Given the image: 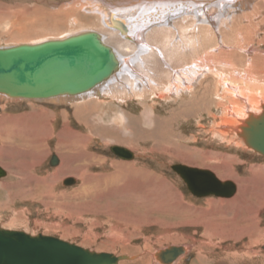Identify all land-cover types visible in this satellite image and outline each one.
Here are the masks:
<instances>
[{
    "label": "rangeland",
    "instance_id": "rangeland-1",
    "mask_svg": "<svg viewBox=\"0 0 264 264\" xmlns=\"http://www.w3.org/2000/svg\"><path fill=\"white\" fill-rule=\"evenodd\" d=\"M96 2L109 4L113 10L117 8L126 10V14L124 12L123 14L125 16L132 15L130 20H134L133 29L140 28L141 39L135 38L125 49L123 47L118 49L110 40L111 34H107V32H115L117 29L114 30L108 25L103 27L99 19H102L104 15L99 17L98 13H89L87 10L88 4ZM184 3L195 8V11L199 12V18H196V12L188 15L177 14V9ZM144 5H153L154 8H151L149 13L162 15L163 19L155 25H144L146 22L142 21L143 11L141 9L136 11V8ZM166 5L174 7H172L171 15L161 10ZM221 5H224V8H218ZM209 11H211L210 14L206 15ZM205 15L210 16L209 18L212 20H217L213 26L211 25V29L210 25L205 24V20L208 19L204 17ZM71 18L76 20L74 19L73 22ZM197 27L203 30L205 27L217 32V34L209 32L205 37L206 46L203 45L205 47L202 50L199 49L202 40ZM88 29L101 34L103 41L116 50L117 53L114 52L120 60H128L130 68L121 64L120 72L92 95L68 97L69 99H65L66 101L63 97L39 102L0 101V123L2 121L3 127H7L6 124L12 122L23 126L36 125V127H42L38 130L45 134L51 130L55 135L63 133L62 141L66 142L68 135L63 123L66 122L69 129L78 131L80 127L72 113L75 109L82 108L81 110H84L85 108L90 111L89 120L92 126L95 125L94 128H98L96 129L98 131L102 130L104 137L106 136L105 139L109 138L104 142L92 139L85 151L87 156V152H90L105 159L104 167L98 165L88 167L92 177L95 174L96 178L100 177V181L96 178L93 179L89 186V191H91L87 195L80 196L78 192L74 191L80 188L81 182L80 179L73 176V173L57 176L53 180L54 184L49 186V180L53 178L51 168L59 166V164L54 166L50 164L53 155H56L55 140L47 142L50 146L47 155L42 152L34 159L23 157V155L22 157L15 156L12 159L0 149L2 155L0 160L6 164L5 169L8 166L10 169L6 175L5 169L0 164L4 170L0 175V178L2 177L0 179L2 184L0 186V227L7 230L23 231L31 235L42 234L56 237L95 252L137 257L134 261L121 264H155L154 255H158L162 251L169 253L176 249V246L181 248L187 246L188 251H184L185 257L182 264H201V261L199 262L201 256H198L200 253L208 259L204 257L205 261H202L206 264H229L224 260L223 254L225 248L232 243L230 241L223 242L224 240L220 239L221 236L219 238L214 236L213 240H207L209 235H205L204 228L198 222H201L202 215L206 214L208 217L203 220L221 226L228 220L227 207L224 205V208L221 209L222 212L211 215L212 210L215 211L220 204L214 203L209 206L207 201L209 199H231V197L196 198L171 167L190 163L187 166L210 171L213 168L224 174L225 177L236 178V182L233 179L232 181L238 187L246 188L248 186L249 190H245L248 195L245 197H249V200L252 199L250 201L252 203L249 200L248 202L249 206L251 205L249 209L253 210L255 207L252 205L256 206L257 200L250 196L259 193V190H264V158L253 152L246 153L247 150L241 147L242 144L237 138L232 139L229 134L228 137H223L222 135L227 132L222 133L218 130V125L225 120L227 109L231 105L236 109L238 103L240 108L244 106L243 103L236 101L224 91L225 89L219 85V82H222L221 79L213 78L212 75L207 77L204 75L202 77L205 78H197L195 83L197 85L191 86L183 81V78H177L174 81L178 87L181 86V89L185 86L188 87V93L181 92L172 96L173 93H169L168 89L174 82L173 73L179 75L182 69H179L180 67L184 66L189 69L194 65V62L200 65L209 63L208 60L204 61V59H208L209 55H213L208 51L221 50L226 47L230 52L226 51L228 56L223 55V57L228 59L233 66L223 67L214 63L216 60H222L220 55L212 56L213 64L207 65L211 68L214 65V68L221 69L222 76L224 74L222 80L233 81L243 87L245 78H242L241 75L247 69L244 66L245 61L248 57L254 59L255 72L257 73L256 82L264 89V0H175V2L174 0H0V47L61 39L79 32H86ZM158 29H161L160 32L163 34L159 32L160 35H156ZM206 29L205 31H207ZM237 32L240 39L237 38ZM219 33H223V35H219ZM216 39L219 42L216 43ZM221 39L226 43L224 41L222 43ZM137 45L139 48L136 47ZM170 48L174 50L173 53L179 51L180 54L189 57L186 56L185 61L172 60ZM251 48H258L260 51L245 53V51H252ZM150 49L152 55H147L146 53ZM166 50H168V58H166ZM136 54L147 55L143 57L145 65L140 66L137 63L140 60ZM153 58L162 69L158 74L156 69L153 73L146 71V64ZM168 64H171V67ZM169 69L172 71L170 76ZM239 73L240 77L237 75ZM121 75L128 79L121 80ZM112 84L118 87L109 93L107 88ZM120 86L122 88H119ZM162 86L165 89H161ZM144 111H150L152 122L149 124L147 119H143L144 123L140 119L141 116H144ZM37 112L38 117L34 118ZM119 113H122L126 118L137 120H135L136 124L127 120L128 129L135 128V132L131 130L128 139H125L124 134L122 135L120 132V125L113 122ZM222 114L224 115L222 116ZM10 116L14 119H9ZM22 116H26V118ZM217 122L219 123L217 124ZM213 126L215 127L213 128ZM215 129H217V133H215ZM137 132L140 133L139 136H143L142 139L136 135ZM111 137H114L115 140L110 139ZM128 141L130 144L127 143ZM0 144L2 143L0 142ZM228 144L232 147L229 148ZM112 147L128 149L134 157L131 159L118 157L111 152ZM61 149L63 148H56V150ZM38 160L40 161L38 167L30 166L29 163L35 164ZM121 161L131 163V165L130 168L123 170L125 172L122 182L114 185L111 181V172L113 174L116 171L113 167ZM224 162L228 163L229 167L227 166V168H231L230 172L226 171ZM21 171H23L22 174ZM227 172L232 175H228ZM257 172L258 174H253ZM256 177L260 179H256ZM34 178H43L45 182L43 185L37 184ZM70 179L72 182L69 185L66 184ZM221 179L227 180L224 177ZM73 180L76 182L74 183ZM259 184H261L260 187ZM136 190L137 192H134ZM167 201L168 204H172L169 205L170 208L167 207ZM177 202L185 205L181 206ZM175 203L178 206H174ZM238 206L235 204V207L231 206L229 209L237 212ZM238 218L237 225L242 220L241 217ZM257 220L259 228L253 231V239L258 242L254 243L251 249L256 252L257 262L260 261V264H264V251L262 250L264 245V205L259 210ZM193 223H197L198 226ZM243 240L236 245L235 250L243 247L242 244H246L248 238ZM207 242L210 245H207ZM181 254L173 257L169 263L164 260L161 262L173 264ZM164 258H170V255Z\"/></svg>",
    "mask_w": 264,
    "mask_h": 264
},
{
    "label": "bare ground",
    "instance_id": "bare-ground-1",
    "mask_svg": "<svg viewBox=\"0 0 264 264\" xmlns=\"http://www.w3.org/2000/svg\"><path fill=\"white\" fill-rule=\"evenodd\" d=\"M180 1V0H179ZM103 2V1H102ZM175 2V0H174ZM182 2V1H181ZM107 3V1H106ZM151 3V2H149ZM158 4V3H157ZM176 4V3H175ZM88 12L89 13H92V12H96L98 13L97 15L100 17L101 15L103 16V18L99 19V22L101 21V23L103 24V27H106L107 25L116 30L115 32H107V34H111V41L113 42L114 45L117 46L118 49L120 48H126L127 45L129 46L131 43L130 41L132 42L133 39H138L140 40V36H141V31H139V24H137L138 28L136 29H133L134 27V20H130L131 16H125L124 14H126V10H122L120 8H117V9H112L113 7L110 6L109 4H103V3H91L88 4ZM155 5V4H154ZM182 6H180V8L177 9V14H180V13H184L183 15H188L189 13H194L196 12L195 8L193 9V7H191L189 4H181ZM194 5V4H193ZM192 5V6H193ZM199 5V4H198ZM195 6V5H194ZM217 6V5H216ZM172 7L173 6H169V5H166V6H163L161 8V10L164 11V13H173L172 12ZM197 7V6H196ZM129 8H132L133 10L135 8L133 7H129ZM151 8H154L153 5H144V6H139L138 8H136V11H138L139 9H141L143 12V20L142 21H145L146 24L144 23V25L148 26L150 24L152 25H155L157 23H159L158 21L162 20L163 17L162 15H155V14H150L149 13V10ZM156 8V7H155ZM174 8V7H173ZM218 8H224V5H221V6H218ZM180 10V11H179ZM198 10V9H197ZM135 11V12H136ZM124 12V14H123ZM211 11H209L206 15L210 14ZM134 13V12H133ZM159 13V12H158ZM213 13V12H212ZM138 14V13H137ZM150 14V15H149ZM196 14V18H199V12L195 13ZM171 15V14H170ZM173 15V14H172ZM204 16V17H207V16ZM93 16V15H91ZM96 17V16H95ZM210 17V16H209ZM207 17L208 19L205 20V24H208L210 25V29H211V25L213 26L214 23H216L217 20H212V18H209ZM136 18V17H135ZM72 19V18H71ZM75 19V18H74ZM74 19H72L71 21H75ZM134 19V18H133ZM142 19V18H141ZM202 19V18H201ZM219 19V18H218ZM98 20V18H97ZM139 21V19H138ZM141 21V22H142ZM132 22V24H131ZM193 24V23H191ZM115 25V26H114ZM117 25V26H116ZM189 25V24H188ZM114 28H113V27ZM145 26V27H146ZM13 27V26H12ZM126 27H127V30H126ZM142 27V26H140ZM144 27V26H143ZM16 28V27H15ZM116 28V29H115ZM187 28V27H186ZM200 27H197V30H198V33L200 34L201 36V40H202V45L199 47L200 50H202L205 46H206V39L205 37L209 34V32H213V33H216L215 31H212L210 29H206L204 27V30L202 29H199ZM209 28V27H208ZM180 29V28H179ZM205 29L207 31H205ZM136 30V31H134ZM158 34L156 35H160L159 32L161 31V29H158ZM231 30V29H230ZM90 31L89 29L86 30V32ZM18 32V31H17ZM84 32V31H83ZM81 32V33H83ZM122 32V33H121ZM206 32V33H205ZM98 33V32H97ZM163 34V32H160ZM241 33V32H240ZM80 34V32L78 33ZM99 34V33H98ZM223 35V33H219V35ZM77 35V34H75ZM125 35V36H124ZM131 35V36H130ZM237 38H239V35H238V32H237ZM244 35V34H243ZM73 36V35H72ZM100 36L102 37V35L100 34ZM123 36V37H122ZM155 36V35H154ZM162 36V35H161ZM215 36V35H214ZM217 36V35H216ZM70 37V36H68ZM67 38V37H65ZM140 38V39H139ZM223 38V37H222ZM61 39H64V38H61ZM153 39V38H152ZM151 39V40H152ZM49 40H56V39H48V40H43V41H40V42H44V41H49ZM124 40V42H123ZM213 40V39H212ZM222 40V39H221ZM162 41V40H161ZM223 41L225 42V40H222V43ZM219 42L217 41L216 39V43ZM36 43H39V42H36ZM106 45L110 46L109 44H107L106 42H104ZM226 43V42H225ZM229 43V42H228ZM22 44H28V43H20V44H16V45H13V46H18V45H22ZM30 44H35V43H30ZM170 45V44H169ZM205 45V46H203ZM223 45V44H221ZM220 45V46H221ZM219 46V45H217ZM224 46V45H223ZM9 47H12V46H9ZM112 49H114L112 46H110ZM136 47L139 48V46L137 45ZM222 47V46H221ZM0 48H7V47H0ZM149 48V47H147ZM218 48V47H217ZM220 48V47H219ZM223 48V47H222ZM152 49V48H151ZM151 49L148 53H146L147 55H152V52H151ZM168 49V48H167ZM210 49V48H208ZM221 49V48H220ZM247 49V48H246ZM251 50L249 51H245V53H253V52H257V51H260V49L258 48H251ZM149 50V49H148ZM154 50V49H153ZM163 51L165 49H162ZM170 55L173 56L172 57V60H184L185 61V58L186 56L189 57L188 55H183V54H180L179 51L178 53L177 52H174L173 53V49L170 48ZM231 50V49H230ZM114 51L116 52V50L114 49ZM230 52L228 50V48H223L221 50H218V49H215V50H211V51H208L209 54H213V55H209L208 59L206 58V60L204 59V61H207L209 63H203L202 65L200 64H196V62H194V65L193 66H190L189 69H186V67L182 66L180 67L179 69L180 72H179V75L173 73L174 75V78H173V81L176 80L177 78H183V81L187 82V84H190L191 86L192 85H197L195 84L197 82V78H205V77H202V76H208V75H212L214 76L213 78H219L221 79L220 81L222 82H219V85L225 89L224 91L226 93H228V95L232 96L233 98H235L236 101H239L241 103H243V108H240L239 106V103L237 104V109L234 107V106H230V108L227 109L228 113L226 115V118L225 120H223L220 125H218L219 127V131H221L222 133H225L227 132L226 134H221L223 137L226 136L228 137V134L231 136L232 139H235L237 138L239 140V142H241L240 144H242V148L246 149L248 153L250 152H253L255 153L254 151H252L250 148H248L246 146V144L244 143V140L243 138L241 137L242 135V130H241V127H245L246 125V122L250 119V117H253V118H257L259 117L262 113H263V110H264V89L262 86H260L257 82H256V78L255 76L257 75V73L255 72V62H254V59H249V57L246 59V61L249 63L247 64V62L245 61V65L246 66V71H243V74L241 75L242 78H245L244 81H243V87L240 86L239 84H235L233 81H225V80H222L224 78V74L222 76L221 72L222 70L221 69H218V68H214V65H212L213 67L211 68L210 66H208L207 64H210L212 63V56H219L221 57L222 60H219V61H214V63L218 64V65H222L223 67L224 66H229V65H232L230 63V61H228V59H226L225 57H223V55L225 56H228V53L226 52ZM142 52V51H141ZM145 52V51H144ZM166 52V58H168V50L165 51ZM232 52V50H231ZM117 53V52H116ZM233 53V52H232ZM174 54V55H173ZM194 54V53H193ZM146 55V56H147ZM231 55V53H230ZM264 55V53H263ZM145 55H140V54H136V57H138V60H140V62H137L139 63L140 66H143L145 65L144 61H143V57H146ZM198 56V55H197ZM118 57V56H117ZM199 57V56H198ZM254 57V56H253ZM231 58V57H230ZM119 59V63H120V67H121V64H125L126 67L130 68L128 66V60H120ZM149 59V58H148ZM202 59V60H203ZM215 59V58H213ZM227 60V61H225ZM167 61H170L167 59ZM166 61V62H167ZM201 61V60H200ZM199 61V62H200ZM123 62V63H122ZM192 62V61H191ZM158 62L156 61L155 58H153L151 61H149L147 64H146V71L147 72H155V69L157 70V74L160 72L161 67L158 66L159 64H157ZM202 63V62H201ZM172 64V63H171ZM170 64V65H171ZM177 64V63H176ZM213 64V63H212ZM215 64V65H216ZM169 65V64H168ZM169 65V66H170ZM211 65V64H210ZM173 66V65H172ZM233 66V65H232ZM231 66V67H232ZM171 67V66H170ZM221 68V66H219ZM173 68V67H172ZM176 68V67H175ZM177 69V68H176ZM224 69V68H223ZM169 76L172 75V71L171 69H169ZM186 70H189V71H186ZM221 70V71H220ZM118 72H120V68L118 70ZM117 72V73H118ZM130 72H132V70H130ZM168 72V71H166ZM116 73V74H117ZM177 73V72H176ZM115 74V75H116ZM115 75H113L109 80H107L105 83H107L108 81H110ZM239 77H240V73L237 74ZM121 80L122 79H128L127 77H125L124 75H121ZM129 77V76H128ZM257 77V76H256ZM227 78V77H226ZM241 80V79H240ZM199 81V80H198ZM242 81V80H241ZM179 82V81H178ZM238 82V81H237ZM105 83H102L101 85H99L97 87V89H93L92 91H89V92H85V93H82V94H78L76 96H71L70 98L72 97H77V96H80V95H84V94H88V95H92L94 94L95 92L99 91L100 88L102 87L103 84ZM108 86V85H107ZM168 86V85H167ZM191 86H190V89H191ZM118 86H114L113 84L108 86L107 90H109V93L112 92V89L114 91L115 88H117ZM184 87V86H183ZM182 87V88H183ZM119 88H122L121 86ZM118 88V89H119ZM161 89H165L162 87H160ZM104 89V88H102ZM155 89V88H154ZM168 89V88H167ZM227 89V90H226ZM170 90L169 93H173V95H176V94H179L181 92H183V94H186L188 93V87H184L183 89H181V86L180 88L178 87V85L176 84V81H174L173 83L170 84V88L168 89ZM206 90V89H205ZM166 92V91H165ZM108 93V92H107ZM169 95V94H168ZM7 97V96H4V95H0V101H4V102H9V101H13V102H19L21 100H16V99H11V98H3V97ZM92 97V96H90ZM157 97V96H156ZM225 97V96H223ZM62 98V97H60ZM60 98H54V99H49V101H52V100H57V99H60ZM63 99L67 100L69 99L68 97L67 98H64ZM65 100V101H66ZM77 100V99H76ZM84 100V99H83ZM22 101H28V102H39V101H34V100H22ZM44 101H48V100H44ZM61 102V101H59ZM236 103V102H235ZM234 103V104H235ZM196 104V103H195ZM216 106V105H215ZM209 108V107H208ZM82 109V108H81ZM81 109H75V111L72 113L73 114V117L75 118V121L77 122V124L79 125L78 127H80V129L78 131H74L72 129H69L68 127V124H65L63 123V125L65 126L66 130L65 132L67 133L68 135V140L66 142H63L62 139H63V133L61 134H57L55 135L52 130L49 131L47 134L43 133L42 131L38 130L39 128H42V127H39L36 125H27V126H23L22 124H15V122H12V123H8L6 124L7 127H3L4 125L2 124V121L0 123V142L3 144H0V149L2 151H4V153L9 157V158H12L14 159L15 156H20L23 157H27V158H31V159H34V157L36 155H40L42 152H45L46 155L48 154V152L50 151V146L48 145L47 142H49L50 140H55V144H54V147L56 148H63L61 150H56L55 148V154L56 155H53V157L55 158V160H51L50 164L52 166H54L55 164H59L58 167L56 168H51L52 169V179L49 180V186H52L54 184V178H56L57 176H60V175H65V174H68V173H73L75 177H77L78 179H80V182H81V186H79L80 188L79 189H76L77 191H74L75 193L78 192V195H87L90 189V185H91V182L93 181V179L96 178V175L94 174L93 177L90 173V170L88 169V167L90 165H98V166H102L104 167L105 165V159H101L97 156V154H90L88 157L89 159L87 160V154H86V149H88V146L89 144L91 143V140L95 139L96 141H100V142H104V141H107L109 138L107 137V139H105L103 133H102V130L98 131L96 129L98 128H94L92 126V123L90 122L89 120V112L88 110H86L84 108V110H81ZM88 109V108H87ZM223 111V110H222ZM39 112V111H38ZM38 112L35 114L34 118L38 117ZM27 114V113H26ZM154 114V113H153ZM29 115V114H28ZM31 115V114H30ZM29 115V116H30ZM224 114H222L223 116ZM64 116V115H63ZM23 118H26V116H22ZM65 117V116H64ZM142 118L140 119H147L148 121V124L152 122V117L150 115V111H144V116H141ZM6 118V117H5ZM9 119H14L12 116L8 117ZM229 118V119H227ZM144 119V120H145ZM2 120V119H1ZM128 121H131L132 123L135 122L136 119H132V118H126L122 113H119L118 115H116V117L113 119V122H117L120 126H119V130L120 132L122 133V135L124 134V136L126 137L125 139H128V137L130 138V135H131V130H134L135 132V128L132 127V129H128L127 127V124H128ZM144 120H143V123H144ZM35 121V120H34ZM137 121V120H136ZM5 122V121H3ZM7 122V121H6ZM40 122V121H39ZM219 122H217L218 124ZM41 124V123H40ZM133 124H136L133 123ZM140 124V123H139ZM138 124V125H139ZM146 124V123H145ZM43 125V124H42ZM99 126V125H98ZM146 126V125H145ZM48 127V126H47ZM215 126H213L214 128ZM217 127V126H216ZM217 127V128H218ZM102 128V127H101ZM114 128V127H112ZM118 128V126H117ZM217 133V129H215ZM88 134H87V133ZM110 133V132H109ZM139 132L136 133V135L142 139L143 136L140 135L139 136ZM212 134V133H211ZM135 136V135H134ZM104 137V138H103ZM137 138V137H135ZM110 139H114V137H111ZM215 139V137H214ZM130 140V139H129ZM235 141V140H234ZM233 141V143H234ZM232 142V141H231ZM127 143L130 144V141H128ZM229 143V142H228ZM232 143V146L235 144ZM97 144H99L97 142ZM225 144V143H224ZM230 144V143H229ZM228 144V146H229ZM237 144V142H236ZM102 145V144H101ZM124 145V144H123ZM100 146V145H99ZM119 146V145H118ZM135 146V145H134ZM232 146H229L232 147ZM240 146V145H239ZM238 146V147H239ZM227 147V146H226ZM234 148V146H233ZM0 150V152H1ZM169 151V150H168ZM20 154V155H19ZM214 154V153H213ZM201 155V153H200ZM217 155V153H216ZM250 155V154H249ZM257 155V154H256ZM0 156H2L0 154ZM179 156V155H178ZM204 156V155H203ZM215 156V155H214ZM221 156V155H220ZM40 157V156H39ZM170 157V155H169ZM208 157V155H207ZM193 158V157H192ZM223 158V157H222ZM203 159V157H202ZM202 159H198V160H202ZM231 159V158H230ZM87 160V161H86ZM181 160V159H180ZM207 160V159H206ZM209 160V159H208ZM216 160V159H215ZM34 161V160H33ZM196 161V160H195ZM204 161V159H203ZM210 161V160H209ZM227 161V160H226ZM39 160L35 162V164H32V163H29L31 164L30 166H32L33 168L35 167H38V164H39ZM114 162V161H113ZM207 162V161H206ZM179 163V162H178ZM187 163V162H186ZM197 163V162H196ZM203 163V162H202ZM0 164L2 165L3 169H5V165L4 162H2L0 160ZM190 163H187V165H189ZM0 165V175L2 174V172L4 171L2 169ZM130 165L131 163H128V162H123L121 161L117 166L115 165L113 168H115L116 171H114V173L112 174L111 172V181L112 183L115 185V184H118V182H120L123 178V173L125 171H123L124 169H128L130 168ZM183 166H187V165H184L182 164ZM224 165H226V171H229V169L231 168H227V166L229 167L228 163L224 162ZM40 166V165H39ZM217 166V165H216ZM190 167V166H188ZM224 167V166H222ZM264 167V166H263ZM13 168H16V166H13ZM192 168V167H191ZM193 168H196V167H193ZM198 169V168H197ZM9 170V171H8ZM17 170V169H16ZM27 170V169H26ZM199 170H206V169H199ZM28 171V170H27ZM207 171H210V170H207ZM222 171V170H221ZM231 171V170H230ZM229 171V172H230ZM258 171V170H257ZM10 172V169H9V166L8 168L5 169V174L6 173H9ZM23 171H21V174H22ZM217 179H219L220 181L224 182V181H232L235 180L236 182V178L234 177H225L224 174L218 172V171H215L213 168L211 169V171ZM228 173V175H230ZM220 173V174H218ZM233 173V171H232ZM176 174V173H175ZM253 174H258L257 173H253ZM8 175V174H6ZM16 175V173H15ZM177 175V174H176ZM226 175V174H225ZM226 175V176H228ZM232 175V174H231ZM254 175V176H255ZM103 176V175H102ZM178 176V175H177ZM259 176V175H257ZM179 177V176H178ZM227 178V180H223L221 178ZM253 177V176H252ZM260 177V176H259ZM2 178V177H1ZM0 178V179H1ZM180 178V177H179ZM255 178V177H254ZM258 177H256L257 179ZM252 179V178H251ZM260 179V178H258ZM264 179V178H263ZM35 182L37 184H40V185H43L45 180L43 178H39V179H36L34 178ZM71 180V179H70ZM96 180L100 181V177L96 178ZM125 180V179H124ZM124 180H123V183H124ZM238 180V179H237ZM58 181V180H57ZM74 183L76 182L75 180H73ZM102 181V180H101ZM249 181L251 182V180L249 179ZM1 182V180H0ZM104 182V180H103ZM122 182V181H121ZM248 182V181H247ZM184 183V182H183ZM232 183L234 184L235 186V190H234V193L228 198L231 197V199H209L207 201V204L210 206L214 203H218L220 205H218V208L213 211L212 210V214H215V213H218V212H222L221 209L224 208L223 206L225 205L227 207V215H228V220L226 222H223V224L221 226H219L218 224H215V223H212L211 221H207V220H203L207 219V215L204 214L202 215L201 217V222H198V223H201V227L204 228L205 230V235H209V237H207L209 239H214L215 237L214 236H221L220 239L224 240L223 242L225 241H230L232 244H229L227 248H225L226 250L224 251V254H223V258L224 260H226L229 264H260V261L257 262V255H256V252L253 251L251 248L252 246L255 244H257L258 241H255L254 238V232L255 230H257V227L258 225V220H257V217H258V213H259V210L260 208L264 205V190H259L260 192L258 193H255L253 195H251L250 197H253L257 200V209L255 210L256 206H254V204L252 205L253 207H255L253 210L249 207V202L252 200H249V197H245L247 196L248 192H245V190H249L248 186L246 188H244L243 186H239L236 185L233 181ZM243 183V182H242ZM241 183V184H242ZM249 183V182H248ZM260 183V182H259ZM103 184V183H102ZM185 184V183H184ZM240 184V185H241ZM256 184V183H255ZM264 184V183H263ZM48 185V184H47ZM69 185V184H68ZM246 185V184H245ZM261 184H259V187H260ZM0 186H2V184L0 183ZM46 186V185H45ZM98 186V185H97ZM95 187V186H94ZM257 187V186H256ZM264 187V186H263ZM262 187V189H263ZM97 188V187H96ZM99 188V187H98ZM114 188V187H113ZM253 188V187H252ZM101 190V189H100ZM131 190V189H130ZM96 191V190H95ZM102 191V190H101ZM129 191V190H128ZM103 192V191H102ZM105 192V191H104ZM134 192H137L134 191ZM120 193V192H119ZM250 193V192H249ZM74 194V193H73ZM75 195V194H74ZM90 196V195H89ZM180 196V195H179ZM233 196V198H232ZM178 197V196H177ZM195 197V196H194ZM54 198V197H53ZM168 198V197H167ZM180 198V197H178ZM197 198V197H196ZM212 198V197H211ZM114 199V198H113ZM174 200V199H173ZM179 200V199H178ZM249 200V202H248ZM254 201V200H253ZM169 202L167 201V207H169V205H172V204H168ZM178 204H180L181 206L184 205L183 203L181 202H177ZM252 203V202H250ZM235 204H238V210L237 212L235 210H232V209H229L231 206L232 207H235ZM247 204V205H246ZM150 205V204H149ZM174 206H178L175 204H173ZM190 207V206H189ZM149 208V207H148ZM170 208V207H169ZM248 209V210H247ZM191 210V209H190ZM195 210V209H194ZM247 210V212H246ZM193 212V211H192ZM191 212V213H192ZM203 212V211H202ZM190 213V212H189ZM200 213V212H199ZM226 213H223V215H226ZM51 215V214H50ZM53 216V215H52ZM210 216V215H209ZM238 217H241L242 220H241V223L239 225L236 224V222H238ZM12 221V220H11ZM12 223V222H11ZM10 223V224H11ZM194 225H197V223H193ZM236 224V225H235ZM37 225V224H36ZM173 226V225H172ZM167 227V226H166ZM169 227V226H168ZM171 227V226H170ZM167 229V228H166ZM171 229V228H170ZM55 230V228H54ZM233 236V237H231ZM256 236V235H255ZM167 238V237H166ZM248 238L247 240V243L246 244H242L243 247H240V249H237L235 250L236 245H238L239 243H241L242 241H244L243 239H246ZM218 239V240H220ZM217 240V241H218ZM175 241V240H174ZM210 241V240H209ZM215 242H216V239H215ZM208 244L207 245H210L209 242H207ZM176 244V243H175ZM213 244V243H212ZM203 245V243H202ZM191 246V245H190ZM264 246V245H263ZM262 246V247H263ZM171 248V247H170ZM176 249H173L171 251H169V254L168 252H164L162 251L161 253H158V255H154L153 256V261L155 264H163L161 261L164 260V262H168L173 259V257H176L178 254H181L180 257L176 260V262H173V264H182L183 263V260H184V257L183 256L185 253L182 251V248L181 247H175ZM189 248V247H188ZM207 248V247H205ZM209 248V247H208ZM212 248V247H211ZM168 249V248H166ZM184 251H188L187 249V246L185 247L184 246ZM197 249V248H196ZM235 250V251H234ZM202 252V251H201ZM220 254V253H219ZM163 255V256H162ZM168 255H170V258H164L165 256L167 257ZM198 256L200 257V260L199 262L201 261V264H206L205 262H202V261H205L204 257L205 255L201 254L200 255L198 254ZM261 257V256H259ZM132 260L131 261H134L137 257H130ZM197 258V257H196ZM206 258V257H205ZM207 259V258H206ZM208 260V259H207ZM254 260V261H252ZM130 262V261H128ZM250 262V263H248ZM122 263V262H121ZM120 263V264H121Z\"/></svg>",
    "mask_w": 264,
    "mask_h": 264
},
{
    "label": "water",
    "instance_id": "water-1",
    "mask_svg": "<svg viewBox=\"0 0 264 264\" xmlns=\"http://www.w3.org/2000/svg\"><path fill=\"white\" fill-rule=\"evenodd\" d=\"M119 68L116 53L95 31L0 48V95L34 101L76 96L105 83ZM241 130L246 146L264 158V110L259 117H250ZM111 152L123 159L134 157L121 147H112ZM171 169L195 197L228 198L234 193L232 182H222L210 171L181 164ZM131 260L56 237L0 227V264H120Z\"/></svg>",
    "mask_w": 264,
    "mask_h": 264
},
{
    "label": "crops",
    "instance_id": "crops-1",
    "mask_svg": "<svg viewBox=\"0 0 264 264\" xmlns=\"http://www.w3.org/2000/svg\"><path fill=\"white\" fill-rule=\"evenodd\" d=\"M1 97H3V96H1ZM3 98H5V97H3ZM7 98V97H6ZM88 153V156L90 155V154H92V153H90V152H87ZM87 156V160L89 159V157ZM98 156V155H97ZM99 158H101V159H103L101 156H98ZM86 160V161H87ZM185 205V204H184ZM182 251L184 252V249L182 248ZM185 255V254H184ZM183 255V256H184Z\"/></svg>",
    "mask_w": 264,
    "mask_h": 264
}]
</instances>
